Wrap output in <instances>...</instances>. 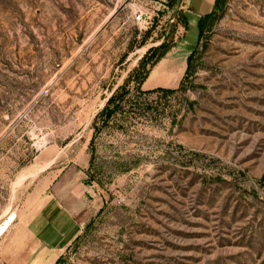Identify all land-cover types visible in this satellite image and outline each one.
<instances>
[{
    "label": "rangeland",
    "instance_id": "374dc122",
    "mask_svg": "<svg viewBox=\"0 0 264 264\" xmlns=\"http://www.w3.org/2000/svg\"><path fill=\"white\" fill-rule=\"evenodd\" d=\"M187 6L0 0V264L41 187L80 227L56 264H264V0L200 41ZM126 85L137 110L96 131Z\"/></svg>",
    "mask_w": 264,
    "mask_h": 264
},
{
    "label": "crops",
    "instance_id": "0c3cea01",
    "mask_svg": "<svg viewBox=\"0 0 264 264\" xmlns=\"http://www.w3.org/2000/svg\"><path fill=\"white\" fill-rule=\"evenodd\" d=\"M214 5L215 0H188L187 8L201 18L210 14ZM168 55L169 52L150 71V79L158 73ZM34 193L26 205L37 208L36 219L21 225L18 244H8V264H56L80 233L72 214L54 196L47 195L42 187Z\"/></svg>",
    "mask_w": 264,
    "mask_h": 264
},
{
    "label": "trees",
    "instance_id": "16d2710c",
    "mask_svg": "<svg viewBox=\"0 0 264 264\" xmlns=\"http://www.w3.org/2000/svg\"><path fill=\"white\" fill-rule=\"evenodd\" d=\"M226 1L227 0H215V5H214L212 12L210 14H207V15L201 17L198 20L197 27H198V39H199V41L202 38V36L204 35L205 31L207 29H209L219 19L217 14H218V12L222 11V8H223L224 4L226 3ZM187 25H188V23L184 22L183 26L186 27ZM169 51H170V49H167L164 44L153 51V52H158L159 54H158L157 58L155 59V61H152V65L150 66V69L148 70L147 74H145V77L141 80L140 85H139L140 89L137 90V92L141 93V90H142L141 88H142L144 82L146 81V79L148 78L150 71L156 66V64L160 60H162L167 55V53ZM193 59H194V53H192L191 55H189L187 57V70H186L184 79H186L191 72ZM183 86H184V82L182 81L180 84V87L177 90L171 91V90H167V89H156L153 91H147L143 94L150 95V94H155L157 92H168V93L179 92L180 90L183 89ZM132 97H134V96H133L132 91H131L129 86L126 85V86L120 87L110 97V99L108 100L104 109L96 117L95 122H94V129L96 131L98 130L97 125H99V123H97V122L99 120L102 121L103 124H105L106 122H109L111 120V118H113L119 114L124 115V114H127V113H130V112L137 110V108L134 107V105H133L134 102H132V100H131Z\"/></svg>",
    "mask_w": 264,
    "mask_h": 264
},
{
    "label": "built area",
    "instance_id": "2783aa9c",
    "mask_svg": "<svg viewBox=\"0 0 264 264\" xmlns=\"http://www.w3.org/2000/svg\"><path fill=\"white\" fill-rule=\"evenodd\" d=\"M136 21L142 22L143 21V14H139L136 16Z\"/></svg>",
    "mask_w": 264,
    "mask_h": 264
},
{
    "label": "bare ground",
    "instance_id": "6f19581e",
    "mask_svg": "<svg viewBox=\"0 0 264 264\" xmlns=\"http://www.w3.org/2000/svg\"><path fill=\"white\" fill-rule=\"evenodd\" d=\"M5 231H6V229L5 228H3Z\"/></svg>",
    "mask_w": 264,
    "mask_h": 264
}]
</instances>
